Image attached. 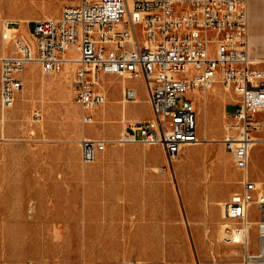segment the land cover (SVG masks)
<instances>
[{
  "label": "rangeland",
  "instance_id": "obj_1",
  "mask_svg": "<svg viewBox=\"0 0 264 264\" xmlns=\"http://www.w3.org/2000/svg\"><path fill=\"white\" fill-rule=\"evenodd\" d=\"M69 1L78 0H0V37L1 20L13 21L11 26L16 28L29 21L24 28L32 32L33 20L56 18ZM255 3V15L249 14V48L252 53L264 56L263 10L260 0ZM18 33L21 34L20 29ZM210 47H215L213 39ZM72 54L70 49L65 51L66 56ZM31 65L33 84L29 82ZM62 70L45 74L37 63L31 62L23 72V87L12 106L0 107V264H121L124 259L137 264H241L242 239L225 241L222 226L217 235L202 240L203 248H196L197 240L191 235L193 229H208L204 224L212 219L210 199L216 188L230 187L228 197L240 189L241 172L234 167L231 156V170L226 171L222 160L214 159L220 147L224 148L220 142L224 133L223 114L233 108L231 104L238 97L224 90L219 80L211 87L215 86L224 100L211 88L198 96L195 93L200 102L196 128L202 141L186 146L167 161L158 146L117 142L123 124L121 109L125 107L129 123L135 121L127 108L134 102L122 101V78L98 76L106 96L105 103L98 108L118 101L114 121L117 129L105 133L101 116L94 115L90 124L81 121L84 111L75 100L72 86L74 67L63 83H43V79L58 80L63 76ZM128 84L137 87L138 93V100L130 108L147 117L145 93L139 79L129 80ZM109 118L111 123L113 117ZM255 119L258 128L253 138L264 139V110L257 112ZM210 125L218 126V130L207 136L212 140L206 141L202 135ZM82 136L113 142L97 153L94 161L82 163L79 147ZM254 146L250 149L249 170L264 174V140ZM113 162L120 163L118 169ZM215 166L226 172L222 183L212 180ZM260 180L264 190V179ZM144 196L148 204L160 198L169 200L168 206L162 207L168 213L165 218L156 214L161 208L155 205L149 207L148 213V220L168 226L167 233L163 232L168 237L146 239L140 244L143 240L130 235L136 201ZM199 199L205 202L204 208L197 203ZM186 200L193 205L185 206ZM123 202L128 205L123 206ZM116 203L121 205L116 209L125 208L126 212L114 221L110 213ZM250 213L251 218L257 215L252 207ZM108 224L115 230L109 229ZM121 225H125L124 229ZM229 225L239 226L236 220H230ZM250 240H255L254 226ZM150 241L157 245L152 255L148 248Z\"/></svg>",
  "mask_w": 264,
  "mask_h": 264
},
{
  "label": "built area",
  "instance_id": "obj_2",
  "mask_svg": "<svg viewBox=\"0 0 264 264\" xmlns=\"http://www.w3.org/2000/svg\"><path fill=\"white\" fill-rule=\"evenodd\" d=\"M11 24L8 19L2 22L0 37L2 109L14 103L31 62L45 74L73 65L74 97L84 111V124L93 122L90 109L106 101L98 76L141 79L152 116L128 124L117 142L158 146L171 161L186 146L202 141L196 128L195 91L203 93L219 80L224 90L238 97L235 102H244V110L223 114L220 142L241 178L240 189L221 203L220 210L224 229L232 230L230 220H236L239 226L234 228L245 233L241 264H264V190L249 173L253 132L258 128L255 114L264 110V56L249 48L246 0H78L64 5L56 18L33 20V42ZM68 49L77 56H66ZM137 97L135 87H122L124 103ZM112 142L82 136L81 162L94 161ZM251 207L257 215L253 223L244 224L239 211L249 210L251 216ZM121 264L136 262L124 259Z\"/></svg>",
  "mask_w": 264,
  "mask_h": 264
},
{
  "label": "crops",
  "instance_id": "obj_3",
  "mask_svg": "<svg viewBox=\"0 0 264 264\" xmlns=\"http://www.w3.org/2000/svg\"><path fill=\"white\" fill-rule=\"evenodd\" d=\"M247 1V8H248V12L249 14H252L255 15L256 13V3L255 1L257 0H246ZM75 3V1H69L68 3L66 4H73ZM260 3H261V6H262V10H263V19H264V0H260ZM28 23L29 21L24 24L23 26H18L20 29V32H21V35L22 36H27V35H30L31 31L28 30V29H25L24 27L25 26H28ZM33 63V62H32ZM103 75V74H102ZM101 76V75H100ZM140 83H141V86L143 88V91L145 93V104H146V112L148 113V116H139L135 113V111L130 108V105L134 104L137 100H138V97L136 100H134L132 104H130L127 108H128V111H129V114H131V118L135 119V120H143V119H147V118H150L152 116V112H151V108H150V105L147 101V96H146V92H145V88H144V83L141 79H139ZM129 80H121V86H133L131 84H128ZM135 87V86H133ZM137 89V87H135ZM196 95L194 96L193 98V102H194V105H195V108L197 109L200 102H199V99L195 98ZM23 99H21L22 101ZM130 103V102H128ZM233 104V103H232ZM101 106V105H99ZM95 108V107H94ZM118 109V101L115 102L114 105H104L102 108H98V106H96L95 109H93L92 111H90V113L92 114V117H94V115H98V116H101V121L103 124V127H102V130L103 132L105 133H110V132H115V130L117 129V126L116 124L114 123V121H116V116H117V110ZM125 113H126V110H125V107L122 109L121 111V118L124 116L125 117ZM196 115H197V111H196ZM113 117L111 123H109L108 121H110V118L109 117ZM107 120V121H106ZM113 122V123H112ZM122 128V127H121ZM124 130H128V127L125 126L124 127ZM132 144V143H131ZM224 149V148H223ZM221 147H220V153L219 155L217 154V156H215L214 159H221L224 166L226 167L225 168V171L228 169V170H231V154L229 152H227L225 149L223 150ZM101 152V151H100ZM99 153V152H98ZM119 155V154H118ZM230 155V156H229ZM118 157H114L113 159H116ZM233 162V161H232ZM119 162H113L112 164L114 166H116L115 168H119L117 165H118ZM120 164V163H119ZM114 168V170H115ZM215 170V171H214ZM224 170L222 171V169H219V167H213V181L214 182H220L222 183L225 179H226V172ZM249 173H250V176L253 180L257 181H261L260 179H264V174H260V173H256L254 172V174L252 172H250L249 170ZM118 175V174H116ZM233 175V174H232ZM234 177H235V174H234ZM240 181V180H239ZM154 185H158V183H154ZM213 185V184H212ZM210 185V186H212ZM215 185V184H214ZM184 190V189H183ZM231 193V188L230 187H220V188H216V190L213 191V194L211 195V199H210V203L212 205V219L211 221L209 222L208 220L205 221V224L204 226L206 227L207 225L209 226L207 230L205 229H193L191 231V235H192V238L197 240L195 245H196V248H203V242L202 240L205 239V238H208V237H211V236H214V235H217L220 231V227L222 226L223 224V219L221 217V210H220V206L219 204L222 203L223 201H225L226 199H228L229 197V194ZM233 193V192H232ZM185 206H192L193 203H191L190 201H185ZM197 203H199V205L204 208V205H205V202L203 201V199H199L197 200ZM120 203H116L114 204L112 207L113 209V212L117 214H113V219L114 221H116V218L119 217L120 215H124L126 210L125 208L121 211V210H118L116 209L117 207H120L121 205H119ZM169 204V200L166 198V199H163V198H160V199H155L154 202H150V204H148V202L146 201L145 199V196L144 197H138L137 201H136V207H135V210H134V215H133V219H132V224L134 225V228L132 229V232H131V235L133 238H145V239H149V240H154V239H162V238H167L168 235L167 234H163L164 233H167L168 231V226L166 224H162V222L160 224L154 222V220H148V213H150V208L153 207L155 205V207H160L161 209H157L155 212L156 214L160 217V218H165L168 213L165 212L164 209H162V207H167ZM123 206L124 205H128V204H125L123 202L122 204ZM150 205V206H149ZM147 207L148 210H146V216H145V219H140L139 217H141L138 213H139V210H138V207ZM150 207V208H149ZM112 212V211H111ZM138 215V219L135 218V215ZM143 213H145L143 211ZM142 218V217H141ZM221 221H222V224H221ZM146 226V230H143V226ZM148 226V227H147ZM150 226V227H149ZM125 225H121V228L124 229ZM116 228V227H115ZM118 228V227H117ZM117 230V229H116ZM129 236V237H130ZM142 244V243H141ZM148 248H149V251H150V255H152L154 253V251L156 250L157 248V245L153 243V241H150L149 244H148ZM149 255V254H148ZM136 264H137V261H136Z\"/></svg>",
  "mask_w": 264,
  "mask_h": 264
},
{
  "label": "bare ground",
  "instance_id": "obj_4",
  "mask_svg": "<svg viewBox=\"0 0 264 264\" xmlns=\"http://www.w3.org/2000/svg\"><path fill=\"white\" fill-rule=\"evenodd\" d=\"M5 19H3V20H1L2 22L4 21ZM2 25V24H1ZM26 38L28 39V40H30V42H33V38H32V36L31 35H27L26 36ZM263 38V40L261 41V43H262V46H264V36L262 37ZM71 51H73V54L72 55H70V56H72V57H76L77 56V52L75 51V50H71ZM73 68V66L72 65H69V64H66L65 65V67H64V69L62 70V75L63 76H61L58 80H55V79H53V78H49V79H43V83H46V84H52V83H59V84H61V83H63V78H66V76L68 75V72L71 70ZM30 72H31V74H30V77H29V82L31 83V84H33V82H34V74H33V65H31V68H30ZM61 74V73H60ZM59 74V75H60ZM65 80V79H64ZM103 84V83H102ZM216 84V83H215ZM213 86V85H212ZM102 87L103 86H101L100 87V89L102 90ZM211 89H212V91L211 92H214L217 96H219L222 100H224V95L223 94H221V93H219V92H217V88L214 86V87H211ZM195 93H196V95L198 96V95H201L200 94V92L199 91H195ZM204 97V96H203ZM137 99V98H136ZM214 98H212V100H213ZM68 101H69V97H68V99H67ZM221 100V101H222ZM121 103H122V101H121ZM211 105H213V104H211ZM232 106H233V108L231 109V110H244V102H234L233 104H231ZM199 107V106H198ZM203 107V106H202ZM124 108V107H123ZM122 108V109H123ZM122 109H121V111H122ZM203 110V109H202ZM210 110V109H209ZM202 115H203V113H202ZM203 118V117H202ZM130 121H132V120H130ZM122 130H124V127L125 126H127L128 124H130L129 123V121L126 119V117H122ZM205 125V124H204ZM2 127V126H1ZM218 130V126H216V125H210L209 126V128L208 129H205V131H204V133H203V135L202 136H204V139L206 140V141H210V140H212L213 138L211 137V139H207V136L209 135V134H213L214 132H216ZM212 136V135H211ZM216 140V139H215ZM262 140H264V139H257V138H254V141H253V143H252V147L255 145V144H258V142L259 141H262ZM257 146V145H256ZM212 147V146H211ZM255 147V146H254ZM258 147V146H257ZM213 148H214V146H213ZM206 150H208V149H206ZM211 150V149H210ZM262 155V154H261ZM151 167V166H150ZM161 168V167H160ZM155 170V169H154ZM157 170V169H156ZM162 171V170H161ZM172 180V179H171ZM171 182V181H170ZM259 183V182H258ZM138 210H139V215L142 217H139L140 219H145V216H146V210H148V208L147 207H145V206H143V207H138ZM143 211L145 212V213H143ZM115 215V214H117V212L116 213H114V212H112V213H110V215L112 216V215ZM204 214V213H203ZM135 218L136 219H138V215H137V213H136V215H135ZM239 220H243V223L244 224H251L250 222H253V218H251V216H249V210H240L239 211ZM221 223H222V221H221ZM108 226V228L110 229H112V230H115L114 228V226L112 225V224H108L107 225ZM222 228H223V234H222V238H224L225 239V241H228V242H237L239 239H244V237H245V233L243 232V231H240V230H238V229H236V228H232V230H230V231H227L226 229H224V227H223V225H222ZM227 232H229V233H227ZM139 239H141V240H143V241H141L140 242V244L142 243H144V240H146L145 238H139ZM218 239H220V238H218ZM217 239V240H218ZM232 251V250H231ZM4 262V261H3Z\"/></svg>",
  "mask_w": 264,
  "mask_h": 264
}]
</instances>
